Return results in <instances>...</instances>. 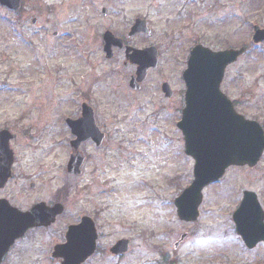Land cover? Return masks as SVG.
I'll use <instances>...</instances> for the list:
<instances>
[{
    "label": "rangeland",
    "instance_id": "1",
    "mask_svg": "<svg viewBox=\"0 0 264 264\" xmlns=\"http://www.w3.org/2000/svg\"><path fill=\"white\" fill-rule=\"evenodd\" d=\"M170 1L175 0H119L112 9L114 34L127 36L140 16L157 31L156 38H165L182 20L177 9L167 8ZM225 2L231 23L214 27L222 33L217 41L223 45L226 33L227 44H245L247 52L228 67L222 89L240 113L264 127V42L252 41L253 26L264 29V0ZM91 3L24 0L27 15L17 22L0 6V130L14 134L16 157L14 177L0 197L7 194L20 207L59 197L68 204L50 232L26 235L3 264H60L51 255L54 242L64 240L67 224L95 210L106 252L89 264H264V243L248 250L232 219L245 190L256 192L264 208V155L254 168H229L204 190L199 219L180 221L175 197L193 181L194 161L185 155L171 117L156 115L155 91L133 97L117 86L135 68L124 65L123 52L106 59L94 35L100 13ZM199 22L208 28L207 20ZM132 41L136 47L145 43ZM183 68L186 62L162 60L152 80L156 73L180 77ZM82 102L95 109L108 143L101 151L86 148L93 159L76 177L66 170L73 153L66 120L80 116ZM168 227L172 230L163 231ZM122 237L132 240V251L115 259L108 249Z\"/></svg>",
    "mask_w": 264,
    "mask_h": 264
},
{
    "label": "water",
    "instance_id": "2",
    "mask_svg": "<svg viewBox=\"0 0 264 264\" xmlns=\"http://www.w3.org/2000/svg\"><path fill=\"white\" fill-rule=\"evenodd\" d=\"M0 2L11 8L17 9L20 6V0ZM145 29L144 21L138 19L131 34ZM255 30V41H263L264 29L256 26ZM105 38L107 50H110L112 44L121 45V42H116L110 33H107ZM202 49H195L184 73L188 86L187 107L179 127L185 135L186 153L196 161L192 185L176 200L179 216L184 220L197 218L202 190L206 185L219 180L230 165L255 166L264 152L262 127L256 121L247 120L237 114L231 101L220 91L227 65L236 61L246 49L225 52L204 49L207 53L199 55ZM157 61L153 48L134 50L132 62L138 64V70L132 86L137 87L135 80L142 81L148 70L157 66ZM70 123L78 136L73 142L76 149L88 138H93L98 144L102 142L104 135L96 127L93 112L88 106L84 105L83 117ZM11 138L12 135L8 131L0 133V188L11 176L13 163V152L9 145ZM82 163L80 155L72 157L68 171L81 174ZM3 203L4 200H0V264L10 246L17 238L23 236L29 227L48 226L63 211L61 204L49 208L45 203H40L26 213L9 207L8 212L4 214ZM234 219L238 233L243 236L250 248L264 240V211L254 192H245L244 200ZM96 237L93 224L88 222L87 226V219H84L82 224L69 229L67 238L70 245L56 247L55 255L64 257V264H80L94 251ZM82 240H88V252L77 247ZM128 250L127 240L119 241L111 249L115 254Z\"/></svg>",
    "mask_w": 264,
    "mask_h": 264
},
{
    "label": "flooded vegetation",
    "instance_id": "3",
    "mask_svg": "<svg viewBox=\"0 0 264 264\" xmlns=\"http://www.w3.org/2000/svg\"><path fill=\"white\" fill-rule=\"evenodd\" d=\"M86 2H93L96 10L100 13V27L95 28L96 32L94 33L95 39L99 42L102 48H104V33L106 31H114L112 29H115L117 27L116 19H114V12L112 9H115L116 3L119 0H85ZM91 3V4H93ZM160 8H165V5L161 6V4L157 5ZM167 8L171 9H177L178 16L182 15L181 23L178 27L173 28V31H171L169 34L165 35V38H156L157 31L151 27L150 23L148 22V25L152 28L149 32L146 33H139L135 34L133 36H124V35H116L119 37H122L124 40V47H113L112 52L114 54V57L110 59L109 61L115 60L118 57L119 53H124L126 58L127 53V46H134L132 39L139 40L141 42L145 41V45H139L137 48H147V47H155L158 55H159V61L167 60L172 62H187L190 59V56L192 54V51L194 47L198 45H203L208 48H211L213 50H222L226 49L228 46H231V38H229V35L224 33V41L223 45L219 44L217 41V38H220L219 34H222L221 32L216 33L214 30V27H220V28H228L229 24L231 23V16L226 14L225 11L230 8L229 4L225 2V0H175L170 1V5H168ZM228 8V9H227ZM25 7L20 10V12H17L16 17L14 18L15 22L16 20L20 19L21 17H26L27 13L25 11ZM223 11V12H222ZM218 13V14H217ZM207 20L208 24L207 27L209 28H202L199 20ZM229 23V24H228ZM103 29L100 33L101 38L97 37L98 30ZM178 29V30H177ZM128 33V31H127ZM132 41V42H131ZM147 43V44H146ZM136 47V46H134ZM132 67L135 68V65ZM135 70L130 73V75H126L124 77V80L121 84V81L118 82L117 86H122L125 88L128 93L133 96L137 97L138 95H141L145 93L146 90L151 89L155 91L156 93V100H157V116L162 117L165 120L168 121V118L171 117L173 122H178L182 118L183 110L186 106V100H185V92H186V85L184 82V79L182 75L180 77L172 78L167 73H156V76L154 80H152L154 71L156 70H150L148 73V76L145 78V80L141 83V86L138 90H134L130 88V81L135 74ZM116 78H120L119 76H116ZM120 80V79H119ZM168 83L170 88L167 92L163 91V84ZM170 116V117H169ZM96 124L98 127L102 129V127L98 124V121L96 119ZM69 133L71 135V139L74 138L72 131L69 129ZM108 137V135H107ZM108 143L107 141L102 146H97L95 142L91 139L84 141L81 144V151L83 155L85 156V163L84 167L92 161L93 158L87 151V147H94L96 150L101 151L103 147H105ZM96 170V169H94ZM85 173V171H84ZM84 173L81 175L83 176ZM12 181V180H11ZM11 181L3 188L0 189V191H5L7 187L10 185ZM36 185V184H35ZM32 183L30 184V187L32 190H35L36 187ZM22 191H19V194H21ZM8 195H4L1 198H6L10 201V203L13 206L14 201L11 197H7ZM22 196V195H21ZM63 198H61L62 200ZM13 201V202H12ZM40 201H33L28 205L25 206H16L22 211H27L31 208L34 204L38 203ZM56 202H60L59 199L57 200H47L48 204H55ZM62 202V201H61ZM65 210L64 213L68 210V204L66 202H63ZM98 211H92V212H83L81 215V218L84 216H90L92 220L94 221L96 225V229L98 232V240H97V246L95 253L87 259V261L84 264H89L90 262H94L96 258H98L101 254L104 253L103 247L100 245V232L99 228L100 222L98 221ZM80 219H76L73 222L67 224V229L72 224H78ZM57 221L52 224L49 227H36L32 228L28 231L27 235L29 233H40V232H50V230L55 226ZM64 239V237H63ZM65 240H62L64 242ZM62 242H54V244L62 243ZM260 245V244H259Z\"/></svg>",
    "mask_w": 264,
    "mask_h": 264
}]
</instances>
